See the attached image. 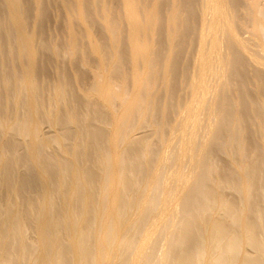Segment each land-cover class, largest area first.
<instances>
[{
  "label": "bare ground",
  "instance_id": "6f19581e",
  "mask_svg": "<svg viewBox=\"0 0 264 264\" xmlns=\"http://www.w3.org/2000/svg\"><path fill=\"white\" fill-rule=\"evenodd\" d=\"M73 1L0 0V264H264L261 0L185 1L199 11L197 50L176 115L178 40L167 44L165 101L143 89L158 10H146L147 26L136 0H123L127 92L111 61L119 26L102 3L117 52L105 63L87 1ZM247 23L257 47L239 34ZM83 47L100 64L92 81L78 68Z\"/></svg>",
  "mask_w": 264,
  "mask_h": 264
},
{
  "label": "rangeland",
  "instance_id": "374dc122",
  "mask_svg": "<svg viewBox=\"0 0 264 264\" xmlns=\"http://www.w3.org/2000/svg\"><path fill=\"white\" fill-rule=\"evenodd\" d=\"M87 2H86V4H85V9H86V14H85V18H86V20L87 21H89L90 22V24L95 28V30L96 31H98V33L100 34V36H99V43H101L102 44V47H105V48H103L102 50H100L99 52H101L102 51V53H100V54H102L101 56H102V58L104 59V60H106V61H104L105 63L106 62H110V60H109V58L111 57V56H113V58H114V55H113V53L114 54H116L117 52H112V51H114V48H113V50H112V48H110L108 45H111V38H110V35L106 32V33H103V32H101V24H102V22H105L101 17H102V8H101V4L102 3H104L105 4V6L107 7V9H108V11H109V13H110V17H111V21L112 20H114L117 24H116V26H117V28H118V26H119V28H118V33H116V36L117 37H120V38H118V41H119V39H120V42H118L119 44H118V59L115 57V60H113L112 58V60L111 61H115V62H120L121 61V65L119 64V67H117V68H115V73L113 74V77L114 78H116V79H114V81H116V82H118V85L120 84V81H121V78L120 77H125V78H127V82H126V85L124 86V88H123V90H127V92H129L130 91V87L132 86V85H130L131 83H130V81H129V75L131 74V68H130V56H131V51H130V49H128L129 47H128V40L127 39H125V38H127V28L125 27L126 25H124L125 24V22H124V11H123V0H86ZM153 1V2H152ZM186 0H136V3H138L137 4V7H139L138 8V11H139V13L141 14L140 15V19H141V21H142V23L143 24H147V23H153L152 22V20H151V18L149 17V18H147V20L145 19V17H148V16H151V14L150 13H148L147 11H149V12H152L153 11V9L151 8V9H149L150 7H153L154 9H157L158 10V12L160 13V15H161V19H160V26H159V28H157V30H156V33L154 32V34H156V35H154L155 36V39L156 40H154L153 39V41H152V39H150V40H148V43H149V48H151V49H149V53L151 52V50L153 49V51L151 52L152 54H149V58H150V64L148 65V69H146L145 71H148V74L146 73V72H144L145 74H146V76H145V81L147 82V80H148V82H147V84H145V82H144V84H143V89H144V91H146V92H148L149 94H151V95H148V99H152V96L155 94L156 95V93L158 92H160L159 94H158V97H159V99H160V101L161 102H164L165 101V99L167 98V97H165L166 96V93L164 92V91H162V84H160V83H163L162 81H163V79H161L162 77H163V73H162V71L164 70V63L167 61L166 59L169 57L168 56V54H170L169 53V51H167V44L169 43L168 41H171L172 40V38H173V41H171V42H175V40H178L179 42H180V47H178V58L179 59H181V61L177 58V69H175L174 70V73H172V74H174V75H172L171 76V78L172 79H174V85H175V87L176 86H178V87H176L175 89L176 90H174L175 91V97H176V95H177V98H175V100L173 101L174 102V105H175V107H174V110H173V112H172V114H175L176 115V113H177V106H178V104H182L184 101H186V98L185 97H187V95L186 94H184V92H185V90L183 89V87L181 88V83L184 81V79L183 78H186L187 76H189V75H191V73H192V66L194 65V61H195V59H193V58H196L195 57V54H196V50L197 49H195L196 47H197V43H196V39H197V35H198V21H196V20H198V14L197 13H199V11H197L196 9H194L196 6H194V4L195 5H197V0H194V1H191V5H193L194 6V8H192V7H189V6H191V5H189L188 6V8H186L185 7V4H186V2H185ZM189 0H187V2H188ZM247 0H238V3H240V6H241V8L242 9H244L243 7H244V3L246 2ZM258 1H260V0H258ZM70 2L72 3V4H76L73 0H70ZM101 2V3H100ZM154 2H156V3H154ZM193 2H195V3H193ZM122 3V4H121ZM158 3V4H157ZM193 3V4H192ZM260 4V6H261V9L262 10H264L263 9V7H264V0H261L260 2H259ZM263 4V5H262ZM151 5V6H150ZM155 5V6H154ZM165 6L166 7H169V8H165ZM177 6V7H176ZM199 6V5H198ZM263 6V7H262ZM157 7V8H156ZM75 8V7H74ZM199 7H197V9H198ZM166 9V10H165ZM169 9V10H168ZM172 9H175V10H173V12H175V11H177V12H175V16H173L174 14H172V16L170 17L169 15L171 14L170 12H172V11H170V10H172ZM186 9V10H185ZM189 9V11H190V9H191V11H193L192 12V14L190 13V12H188L187 10ZM241 9V10H242ZM147 10V11H146ZM151 10V11H150ZM199 10V9H198ZM142 11H143V13H142ZM144 11H146V12H144ZM180 11V12H179ZM183 11H184V14H183ZM197 13H196V12ZM172 12V13H173ZM146 13H148V14H146ZM165 13V14H164ZM143 14V15H142ZM169 14V15H168ZM182 14V15H181ZM144 15H147V16H145L144 18H143V16ZM166 15V16H165ZM189 15H190V17H189ZM195 15H196V17H195ZM167 16L168 17H170V19L168 18V20L166 19L167 18ZM187 16H188V18H187ZM143 19H142V18ZM174 17V18H173ZM192 17V18H191ZM194 17V18H193ZM184 18V19H183ZM80 22V25H78L77 26V20ZM76 19H73V22L74 23H77V24H75V26H76V28H78L80 31H78L79 33H81V34H83L84 32H83V27H84V24L82 23V19L81 18H78V17H76ZM121 21H120V20ZM171 19H173V20H171ZM191 19H192V24H193V27H192V29L194 28V29H196L195 31H192V29H191ZM119 20V21H118ZM146 20V21H145ZM149 20H150V22H149ZM181 20H183V21H181ZM162 21V22H161ZM167 21H170V22H167ZM172 21V22H171ZM187 23H186V22ZM124 22V23H123ZM147 22V23H146ZM181 22V23H180ZM197 23L196 25H195V23ZM167 23V24H166ZM189 23V24H188ZM83 26H82V25ZM150 24H147V26L149 25V26H151ZM187 27H186V26ZM81 28H80V27ZM168 26V27H167ZM172 26H174V27H172ZM181 26V27H180ZM189 27H190V29H189ZM248 27V28H247ZM85 28V27H84ZM166 28V29H165ZM167 28H169V29H167ZM179 28V29H178ZM180 28H182V29H180ZM251 25H250V23H247V25L245 26V28L243 29V30H240L239 31V34H240V36L243 38L244 36V38L243 39H245L246 38V40H248V42L250 43V45H251V43H252V47H253V45L255 44V43H257V42H255V41H253V40H250L251 39V35H250V33H251ZM64 29V31H63V36H64V39L65 40H67V35H68V29H67V27L65 26V28H64V25L62 26V30ZM165 29V30H164ZM171 29V30H170ZM82 30V31H81ZM158 31V32H157ZM170 31V32H169ZM172 31L175 33V34H173L172 33ZM176 32H178V33H176ZM188 32V33H187ZM168 33H170V35L168 34ZM191 33V34H190ZM193 33V34H192ZM177 34V35H176ZM186 34V35H185ZM157 35H159V37L157 36ZM166 35V36H165ZM191 35H193V36H191ZM196 35V36H195ZM170 36V37H169ZM175 36V37H174ZM184 36V37H183ZM157 37V38H156ZM162 37H164V38H162ZM191 39H193V40H191ZM165 38H167V39H165ZM168 38H170V39H168ZM161 39H163V40H161ZM188 39H190V40H188ZM181 40H183V41H181ZM153 42V43H152ZM182 43V44H181ZM184 43V44H183ZM189 43L191 44V45H189ZM152 44H154V46L152 45ZM162 44V45H161ZM170 44V43H169ZM120 45V46H119ZM150 45H152L153 47H155V48H152V46H150ZM158 45V46H157ZM127 46V48H125ZM188 46V47H187ZM255 47H257V44H255L254 45ZM108 47V48H107ZM254 47V49H257V48H255ZM159 48V49H158ZM189 49V50H187V49ZM116 49V48H115ZM160 50V51H159ZM166 50V51H165ZM191 50V51H190ZM105 51V52H104ZM184 51V52H183ZM98 52V53H99ZM168 52V53H167ZM79 52H77V54H78ZM182 53V54H181ZM187 53V54H186ZM79 56H80V61H79V64H78V68H79V70L80 71H82L81 73H83V74H86V79L85 80H91L92 79V77H93V74H95L97 71L96 70H98L99 68H100V64H99V61H98V59H96V57L94 56V55H92L91 56V53H90V50H88L87 48H85V47H83V50H82V52L80 51V53L78 54ZM128 55H130V56H128ZM152 55V56H151ZM185 55H187V56H185ZM64 56H65V62H68V61H70L71 60V57H70V55L69 54H67V53H65L64 54ZM151 56V57H150ZM167 56V57H166ZM93 57H95V59L93 58ZM165 57V58H164ZM193 57V58H192ZM90 58V59H89ZM121 58V59H120ZM183 58H185L184 59V61H183ZM89 59V60H88ZM153 59V60H152ZM165 59V60H164ZM91 60H93V61H91ZM193 62H192V61ZM165 61V62H164ZM112 62V63H113ZM162 62V63H161ZM181 63L183 64V65H181ZM193 63V64H192ZM108 64V63H107ZM110 64H111V62H110ZM156 64V65H155ZM109 65V64H108ZM181 65V66H180ZM117 66H118V64H117ZM152 67H153V70H152ZM180 67V68H179ZM192 67V68H191ZM182 68H183V70H182ZM130 69V70H129ZM116 70H117V72H116ZM189 70V71H188ZM153 71H155L154 73H153ZM252 71V69H249V72H251ZM95 72V73H94ZM123 72H125V73H123ZM164 72V71H163ZM181 72H183V74L181 73ZM189 72V73H188ZM130 73V74H129ZM125 74V75H124ZM155 74V75H154ZM121 75V76H120ZM152 75H154L153 77H152ZM158 75V76H157ZM184 77H183V76ZM187 75V76H186ZM161 77V78H160ZM173 77H175V78H173ZM120 79V80H119ZM92 81V80H91ZM153 81V82H152ZM244 81V82H243ZM241 83L243 84H245V90H246V88H247V90H249L250 91V88H252L251 86H253V82H250L249 84H248V82L246 83V80L245 79H242V81H241ZM145 85H146V87H145ZM161 85V86H160ZM183 85H185V84H183ZM250 87H249V86ZM248 86V87H247ZM159 87V88H158ZM235 87H236V85H235ZM118 88H120V87H118ZM238 88V87H237ZM131 89H132V87H131ZM146 89V90H145ZM160 89V90H159ZM123 90H122V88H121V90L120 89H117L116 90V92L119 94V95H121L120 94V92H123ZM156 90H157V92H156ZM159 90V91H158ZM153 91V92H152ZM145 92V93H146ZM151 92V93H150ZM178 93V94H177ZM186 93V92H185ZM180 95V96H179ZM165 97V98H164ZM121 97H119L116 101H115V107H118V104H120V102H121ZM163 99V100H162ZM184 99V100H183ZM178 100V101H177ZM151 101V100H150ZM176 102V103H175ZM179 102V103H178ZM146 106V102L144 103V107ZM174 115V116H175ZM137 121H141V119H137ZM139 124L137 123V126H138ZM139 126H141V125H139ZM135 132L136 133H138L137 135H146V136H148V137H153V134H152V132H153V127H151L148 123H145V124H142V126L141 127H136V129H135ZM144 133V134H143ZM222 158L223 159H225L226 158V156L225 155H223L222 156ZM220 164L219 165H221V164H223L224 165V163H222V161L221 162H219ZM235 192H232V191H230L229 189H227V194H228V196H230L231 198H234L236 195L234 194ZM233 194V195H232Z\"/></svg>",
  "mask_w": 264,
  "mask_h": 264
}]
</instances>
